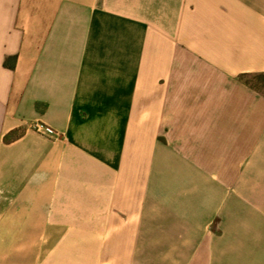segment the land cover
<instances>
[{
    "label": "crops",
    "instance_id": "obj_1",
    "mask_svg": "<svg viewBox=\"0 0 264 264\" xmlns=\"http://www.w3.org/2000/svg\"><path fill=\"white\" fill-rule=\"evenodd\" d=\"M255 73L264 0H0V264H264Z\"/></svg>",
    "mask_w": 264,
    "mask_h": 264
},
{
    "label": "trees",
    "instance_id": "obj_2",
    "mask_svg": "<svg viewBox=\"0 0 264 264\" xmlns=\"http://www.w3.org/2000/svg\"><path fill=\"white\" fill-rule=\"evenodd\" d=\"M238 80L251 90L264 97V73L242 74L238 77ZM11 139L12 135H9L4 138V141L9 142Z\"/></svg>",
    "mask_w": 264,
    "mask_h": 264
},
{
    "label": "built area",
    "instance_id": "obj_3",
    "mask_svg": "<svg viewBox=\"0 0 264 264\" xmlns=\"http://www.w3.org/2000/svg\"><path fill=\"white\" fill-rule=\"evenodd\" d=\"M33 127L36 131H38L40 133H44V134L52 133L51 128H49L48 126H46L42 123H35Z\"/></svg>",
    "mask_w": 264,
    "mask_h": 264
}]
</instances>
